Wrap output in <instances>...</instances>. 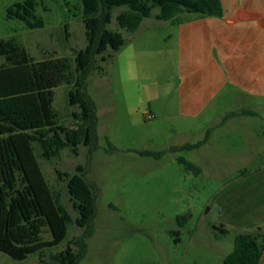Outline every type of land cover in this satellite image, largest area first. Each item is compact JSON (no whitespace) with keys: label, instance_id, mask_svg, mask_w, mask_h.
Segmentation results:
<instances>
[{"label":"rangeland","instance_id":"1","mask_svg":"<svg viewBox=\"0 0 264 264\" xmlns=\"http://www.w3.org/2000/svg\"><path fill=\"white\" fill-rule=\"evenodd\" d=\"M24 1L0 0V41L13 40L36 62H73L74 51L87 46L81 1L34 0L35 16L44 26L33 30L7 16L10 7ZM124 10L114 9L107 26L122 34L124 45L116 52L108 49L105 62L98 57L101 71L88 78V94L97 110V151L89 163L83 145L78 155L64 148L45 159L32 142L35 159L55 203L73 221L77 214L66 186L75 167H86L87 179L98 188L94 233L79 264H222L237 235L264 238V153L255 145V140L264 143V129L250 127L264 126V121H230L206 131L213 124L211 112L196 120L180 118L178 107L168 103L176 76L164 62L173 21L155 20L156 8L128 33L116 22ZM193 16L183 13L175 19ZM68 92L67 86L56 88L53 102L66 126L72 125L70 114L78 111L68 105ZM202 141L197 149L167 153L158 160L136 153ZM107 142L115 152L107 151ZM178 158L199 172L185 171ZM82 231L73 222L52 253L64 250ZM0 264H38V257L15 262L0 254Z\"/></svg>","mask_w":264,"mask_h":264},{"label":"trees","instance_id":"2","mask_svg":"<svg viewBox=\"0 0 264 264\" xmlns=\"http://www.w3.org/2000/svg\"><path fill=\"white\" fill-rule=\"evenodd\" d=\"M87 46L74 51V60L34 61L13 40L0 41V254L15 262L30 256L38 264H79L87 253V241L93 236L98 188L87 179V168L78 165L67 182L69 202L77 218L73 221L65 207L57 205L47 186L32 151L37 143L45 159L70 148L78 155L79 147L88 148V163L98 149L96 105L88 94V78L102 62L108 49L118 51L124 45L120 32L107 28L112 11L126 8L117 15L121 30L134 33L154 9L158 21H171L183 13L202 17H221L220 0H79ZM36 2L15 3L7 11L9 19L25 23L29 29L44 26L35 16ZM110 58V56H109ZM69 87L68 105L76 107L72 125L61 124L53 108L54 90ZM207 134V133H206ZM194 145L171 146L165 151L136 152L141 157L161 159L199 148ZM107 151L116 148L107 142ZM185 171H194L189 162L177 159ZM180 218H177V223ZM82 229V234L69 241L64 250L52 253L66 238L69 225ZM225 234L223 230H220ZM49 235V239L45 236ZM76 248V249H74ZM264 252V238L237 235L232 251L222 264H259Z\"/></svg>","mask_w":264,"mask_h":264},{"label":"crops","instance_id":"3","mask_svg":"<svg viewBox=\"0 0 264 264\" xmlns=\"http://www.w3.org/2000/svg\"><path fill=\"white\" fill-rule=\"evenodd\" d=\"M220 2L221 17L171 20L164 60L177 81L168 103L184 120L211 112L206 131L230 121H264V0ZM255 145L264 153L261 140Z\"/></svg>","mask_w":264,"mask_h":264},{"label":"built area","instance_id":"4","mask_svg":"<svg viewBox=\"0 0 264 264\" xmlns=\"http://www.w3.org/2000/svg\"><path fill=\"white\" fill-rule=\"evenodd\" d=\"M149 119H150V117L148 116V117H147V120H149Z\"/></svg>","mask_w":264,"mask_h":264}]
</instances>
